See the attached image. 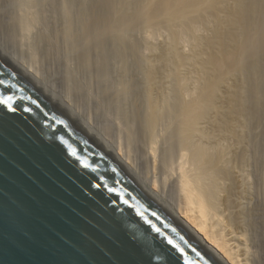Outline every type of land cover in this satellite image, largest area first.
I'll list each match as a JSON object with an SVG mask.
<instances>
[{
	"label": "bare ground",
	"instance_id": "obj_1",
	"mask_svg": "<svg viewBox=\"0 0 264 264\" xmlns=\"http://www.w3.org/2000/svg\"><path fill=\"white\" fill-rule=\"evenodd\" d=\"M1 1L6 7L11 5L6 11L0 6L2 43L7 41L19 49L22 45L23 49L29 43L22 44L21 35L31 33V37L32 30L40 28L42 33L36 34L42 36L35 38L41 39L37 43L27 39V49L32 55L29 58L41 62L38 66L42 64L49 74L56 75V62L64 59L67 63L73 59L69 56H75L79 71L87 75L91 70L87 79L97 72L103 78L111 72V78L105 80L112 84V69L120 64L121 71L116 70L121 79L116 73L119 81L111 85L116 84L111 92L109 88L102 92L100 74V82L93 78L99 89L90 85L91 92L101 89L109 100L100 101L103 94L95 93L101 103L93 113L106 114L113 104L121 121L116 126L117 120L111 116L114 126L103 120L106 126L103 122L100 127L99 112L95 120L100 126L95 114L78 103L89 96L82 92L84 78L78 76L83 87L75 81L73 60L69 62L72 66L67 63L69 67L60 63L65 76L60 72L63 67H57L66 81L60 90L51 83L53 76L48 80L42 75L41 66L36 69L37 64L28 65L26 59V64L21 62L98 126L125 159L228 260L264 264V232L258 241H254L257 235L255 239L250 236L253 228L264 231V0ZM53 1L56 8L49 6ZM48 7L56 9L52 10L56 15L47 13L52 19L46 16ZM56 16L59 23L54 21ZM49 24L53 31L48 30ZM112 63L117 66L113 68ZM70 67V71L66 69ZM105 80L102 84L106 85ZM93 81L87 80L89 84ZM93 93L86 108H92ZM120 109L124 111L123 126ZM254 199L258 202L252 206Z\"/></svg>",
	"mask_w": 264,
	"mask_h": 264
},
{
	"label": "water",
	"instance_id": "obj_2",
	"mask_svg": "<svg viewBox=\"0 0 264 264\" xmlns=\"http://www.w3.org/2000/svg\"><path fill=\"white\" fill-rule=\"evenodd\" d=\"M0 264L233 263L0 43Z\"/></svg>",
	"mask_w": 264,
	"mask_h": 264
},
{
	"label": "rangeland",
	"instance_id": "obj_3",
	"mask_svg": "<svg viewBox=\"0 0 264 264\" xmlns=\"http://www.w3.org/2000/svg\"><path fill=\"white\" fill-rule=\"evenodd\" d=\"M4 3H5V4H4ZM54 3H56V1H55V2L53 1V4L51 3L49 6L56 8V5H54ZM2 4H3V5H2ZM53 5H54V6H53ZM0 6L2 7V9H4V10H2V11H6V8L9 9L11 5L9 6V4H7V7H6V2H3V1L0 0ZM4 7H5V8H4ZM51 7H48L49 9H48V8L46 9V10H47V11H46V16H48L49 14L56 15V14L54 13L56 9L51 8ZM13 8H14V7H13ZM13 8H12V9H13ZM50 8H51V9H50ZM0 9H1V8H0ZM9 10H10V9H9ZM17 10H18V9H15V10L13 9L14 12L17 11ZM48 10H49V11H48ZM52 10H54V12H53ZM0 12H1V11H0ZM48 12H49V14H47ZM56 13H57V12H56ZM49 16H50V15H49ZM52 17H53V16H52ZM56 17H57V18H56L54 21H56V23H59V22H58V21H59V20H58L59 17H58V16H56ZM47 18L52 19L51 16H50V17H47ZM53 18H55V16H54ZM59 19H60V18H59ZM57 20H58V21H57ZM60 20H61V19H60ZM46 21H49V19H47ZM46 21H45V22H46ZM50 21H51V20H50ZM50 21H49V23H52V22L54 23V21H51V22H50ZM60 22H61V21H60ZM37 23H38V22H36L35 24L38 25V26L41 25V26L43 27V24H42L41 22H39V23H41V24H39V23L37 24ZM53 23H52V24H53ZM35 24H34V25H35ZM44 24H46V25L48 26V23H44ZM50 26H51V27H50ZM54 26H56L55 23H54ZM54 26H53V28H52V25L49 24V27H50V28L48 27V28H49L48 30L51 31L52 29H54ZM35 27H36V26H35ZM39 27H40V26H39ZM42 27H41V29H43ZM37 28H38V27H37ZM37 28L34 29L35 31L32 30V35H31V37H30V35H28V34H31V33H28L27 35H25V34H24V35H21V37H23L22 39H24L23 42H22V44L26 41V42L29 43V45H30V42H29V41H30V38L32 39V40H31L32 43H33L34 41H35L34 43H37L36 41H38V40L41 39V37H37V38H39L38 40H37V38H35V36H42V34H40V35L36 34V33L39 32L38 30L40 29V28H39V29H37ZM41 31H43V30H41ZM41 31H40L39 33H42ZM52 31H53V30H52ZM22 33H23V32H22ZM33 33H35L36 35L33 34ZM33 35H34V36H33ZM0 36H1V34H0ZM1 38H3V37H1ZM1 38H0V43H1L3 46H5V47H9L8 50H9L11 53L14 52L13 54H14L15 56H17V55L19 54L18 56H20V57L17 56L16 58H17L20 62L25 63V61L28 60V61H26L27 64L29 63L30 65H33V66L37 64V65H36V69H38L37 67H40V66H41V67L39 68V70L41 71V70L43 69V71H41V72H42V75L45 76L46 79H47V77H48V80H50L49 77H52V76H53V74H49V73H51L50 70L45 69L46 67L42 66V64H41L40 66H38V64L41 63V62H38V63L35 62V61H37V60H36V59H32L33 57H32V58H29V57H31L32 55H30V53H29V51H28L29 49H27V47L30 48V46H29L28 44L24 43V48L26 47L25 50H27V51L25 52L24 48L21 49V48H22V45H21V47H20V45H19V47H20V49H21V50H20L19 48L14 47V45L12 46V44H10V46H9V43H8L7 41L3 44L2 42H3V39H4V38H3V39H1ZM27 39H28L29 41H27ZM4 41H5V40H4ZM6 43H7V44H6ZM10 43H11V42H10ZM25 44H26V45H25ZM16 46H18V45H16ZM13 50H14V51H13ZM23 50H24V51H23ZM22 51H23V52H22ZM16 53H17V54H16ZM21 54H23L24 57H23ZM68 54H72V55H73V53H71V52H69ZM96 54H97V53H96ZM21 56H22V58H21ZM68 56H69V55H68ZM74 57H75V56H74ZM74 57H70V56H69V59H70V58L75 59ZM95 57H96V55H95ZM97 57L99 58V55H98V54H97ZM97 57H96V58H97ZM28 58H29V59H28ZM114 58H115V57H113V61L116 59V58H115V59H114ZM25 59H26V60H25ZM30 59H31V60H30ZM73 59H70L69 62H71V60H73ZM33 60H34V61H33ZM62 61H64V59H63ZM62 61H61L60 63H64V62H66V61H64V62H62ZM73 61H74V63L76 62V60H73ZM116 61H117V63H119L118 59L115 60V63H116ZM30 62H31V63H30ZM33 62H35L36 64H35V63L32 64ZM69 62H67V63L69 64ZM111 62H112V61H111ZM26 63H25V64H26ZM57 63H58V64H57ZM60 63H59V62H56V66H55V65H54L55 67L53 66V67L56 69L57 72L55 71L56 75H54V76L52 77L53 79H54V77H55V79H58L57 81H58L59 83H58L57 81H54L55 79L53 80V79L51 78L53 81L50 80L52 84H53V82L56 83V84H54L53 86H58V87H59V90H60L61 88H63V87H64L63 84L66 83V81H65V79H64V78H65V77H64V76H65L64 74H65V71H66L64 66H67V63H64V64H63L64 66L61 65ZM29 64H28V65H29ZM59 64H60V66H62L64 69L62 68V70H61V67H60L58 70H59V71L61 70V71H60V72H62L61 74H63V72H64V74H63L64 76L61 75L60 72L57 70V67L59 66ZM70 64H71V63H70ZM70 64H69V66H72L73 63H72L71 65H70ZM75 64H77V63H75ZM75 64H74V68L70 67V68H66V69H68V70L70 71L71 68H72L73 71L71 70V72L77 74V77H76V75H75V77L77 78V79L75 78V79H76L75 81H77V80L79 79L78 76H80L81 79L84 78V88H83L84 90H85V87H87L88 85H89V86H90V85L92 86V84H93V86L95 85V88L98 87V89H99L100 84L97 83V85H96V84L94 83V81H97V80L101 79L102 82H103V79L105 80V79H107L108 77H109V79H110L111 77H110L109 75H110V73H111L110 71H112V70H115V71H113V72H115V73L113 74V72H112V74H111L112 79H113V81H112V79L110 80V81H112L111 83L113 84V83H115L116 81L118 82L119 79H121V76H120V75H121V72H119V71H121V69H119V68H121V67H120V64H119L118 66L115 64V65L117 66V68L119 69V71H117V70H116L117 68H116V69L114 68V67H116V66L114 65V63H112V64H113L112 67L114 66V67H113L114 69L111 70V68H110V70H109L110 73L107 72L108 76H107V77H104V78H103V76H104L103 74H102L103 76H101V73H100V72H97V70H94L95 73H96V72L99 73L100 76L102 77V78H99V79L97 78V77H99V74H98V75L95 74L94 71L92 72V73H93L92 75H97V76H94L95 78H94V77H91L90 79H87L88 76H89V77L91 76V74H89V73L91 72V70H90V72H89V71L86 69L87 72H88V73L86 72L87 75L89 74V75L87 76V75L85 74V71L81 68V69L84 71V74H85V75L82 77L81 74H80V72L82 73L83 71H81V70L79 71V68H78L79 65H78V64L75 65ZM69 66H67V67H69ZM77 66H78V67H77ZM42 67H43V68H42ZM110 67H111V63H110ZM55 69H53V71H54ZM91 69H92V68H91ZM63 70H65V71H63ZM51 71H52V70H51ZM78 71H79V72H78ZM116 71H117V72H116ZM58 72H59V73H58ZM43 73H44V74H43ZM45 73H46L48 76H47ZM53 73H54V72H53ZM116 73L118 74V77H120L119 79H117L118 77H116V75H117ZM58 74H59V76L57 77ZM60 75H61V76H60ZM73 75H74V74H73ZM82 75H83V74H82ZM62 76H63L64 78H63ZM85 76H86V79H85ZM89 77H88V78H89ZM113 77H114V78H113ZM134 77H135L136 79L138 78L137 75H134ZM62 78H63V81H62ZM93 78H94L95 80H94ZM96 78H97V79H96ZM81 79L77 81V82L80 81V83H79L80 85L83 83V82L81 81ZM109 79H108V81L105 80L109 85H108V84L105 85V83H103V84H104V85H103L102 82H101V86H100V87H101L102 89H103V88H109V89H110V87H115V86H116V84H114V86H111L112 84L109 83ZM114 79H115V80H114ZM116 79H117V80H116ZM87 80H88V81L90 80V82L93 81V80H94V81H93V83L89 84V82H87ZM64 82H65V83H64ZM97 82H100V80L97 81ZM117 82H116V83H117ZM85 83H87L88 85L86 84L87 86H85ZM52 84H51V85H52ZM98 84H99V85H98ZM107 85H108L109 87H107ZM66 86H67V85H66ZM81 86L83 87V85H81ZM91 86H90V87H91ZM93 86H92V87H93ZM96 86H97V87H96ZM90 87H88V88L86 89L87 91H84V90L82 91V90H81V91L84 92L85 94H88L89 99H90V95H91V93H93V92L95 91V89H94V91L91 92L93 89H92V87H91V88H90ZM63 89H64V88H63ZM89 89H91V90L88 91ZM112 89H114V88H111V89H110V92H111ZM100 90H101V89H100ZM100 90L98 91L99 93H96V92H95V93H96V94H100L99 96H101L102 94H103L102 96H104V93H101ZM78 91L80 92V90H78ZM82 92H81V93H82ZM87 92H91V93H87ZM102 92H104V89L102 90ZM84 93H83V95H84ZM95 93H93V95H94L95 98L92 97V98L94 99V100H93V99H92V100H93V101L97 100V102H96L97 104H96V103L94 104V102L92 101V103H93L92 108L90 107V105L88 106V108L85 107L86 104H87V102H89V101H88V100H89L88 98H87V100L83 99V100H79V102H78V103L82 104V106H84V107H83V110H85L86 112H89V111L91 112V111H92V113H93V112L97 109V108L95 109L96 105H98V103H99L101 100H103V99H104V101L106 100V102L109 101V100L105 99V98H107L106 95H105L104 97H102V99H100V97H97V98L100 99V101H98V99H96V96H97V95H95ZM75 96H76V95H75ZM86 96H87V95H86ZM88 96H87V97H88ZM91 96H92V95H91ZM73 98H74V97H73ZM132 98H135V97H132ZM108 99H109V98H108ZM74 100H75V99H74ZM132 100H133V99H132ZM90 101H91V100H90ZM104 101H103V102H104ZM129 101H130V100H128V102H129ZM82 102H84L85 104L83 105ZM106 102H105V103H106ZM122 102H123V101H122ZM90 103H91V102H90ZM100 103H101V102H100ZM108 103L110 104V102H108ZM102 104H103V103H102ZM109 104H106V106L108 107ZM120 104L123 105L121 102H120ZM87 105H88V104H87ZM82 106H81V107H82ZM109 106H111V108H110V107H109V108H110V109L113 108V110L116 108V107H113V106H114L113 104H112V105L110 104ZM128 106L130 107V108L128 107V110L130 109V111H131V109H132L131 106H130V105H128ZM89 107H90V108H89ZM109 108H106V109L109 110ZM87 109H92V110H87ZM104 109H105V108H104ZM126 109H127V108H126ZM108 110H106V111H107L106 114H105V111H103V112H101V111L99 112V111H98L99 114H100V118H99L100 120L98 119V115H99L98 112H97V113H96V112L93 113V114H95V115H92V116L94 117V120H95L96 117H97V119H98L100 125L106 120L105 122L108 123L107 126L109 125V127H110V124L113 125V123H114V120H113L112 117L115 116L114 119H116L117 122H115L114 125L117 126V123H118V122L121 123L120 119L118 120V118H119V117H118V116H119L118 114H119V113L117 112L118 114H116V111H117V110H116V111L114 110L115 112H114L113 110H109V111H108ZM119 112H122V113L120 114V116H121L122 126H123V125H124V121H125V118L123 117V116H124V115H123V114H124V111H122V109H120ZM107 113L109 114V116H108ZM115 114L118 115V116H116ZM111 116H112V117H111ZM123 118H124V119H123ZM101 119H102V120H101ZM111 119H112V120H111ZM103 120H104V121H103ZM107 120H109V121H107ZM110 120H111V121H110ZM123 120H124V121H123ZM96 122H97V121L95 120V123H96ZM105 122H104V123H105ZM97 123H98V122H97ZM99 123H98V126H100ZM104 123H103L100 127H102V126L104 125ZM120 123H119V124H120ZM114 125H113V126H114ZM98 126H96V127L99 129ZM105 126H106V123H105ZM113 126H112V127H113ZM119 126H121V125H119ZM103 128H105V127H103ZM255 199H256V198H255ZM255 199H254V200H255ZM256 200H257V199H256ZM256 200L252 203V206H254V205L258 202V201H256ZM261 229H262V228H261ZM261 229H260V228H258V229H257V228H253V230L251 229V230H252V232H251V234H250L251 239H253V238L255 239V238H256L255 235H257L258 238L255 239L254 241H258L259 239H261V237H262V236H261V235H262V232H264L263 229H262V231H261ZM251 230H250V231H251ZM254 230H255V231L257 230V231L255 232ZM258 230H259L260 232H259ZM250 231H249V232H250ZM253 232H254V233H253ZM257 233H258V234H257ZM260 236H261V237H260ZM252 237H253V238H252ZM259 237H260V238H259ZM254 241H253V244L256 245V243H255ZM257 246H258V245H257ZM254 248H256V247H254ZM259 248H260V247H259Z\"/></svg>",
	"mask_w": 264,
	"mask_h": 264
},
{
	"label": "snow or ice",
	"instance_id": "obj_4",
	"mask_svg": "<svg viewBox=\"0 0 264 264\" xmlns=\"http://www.w3.org/2000/svg\"><path fill=\"white\" fill-rule=\"evenodd\" d=\"M9 100H11V97H9ZM5 103H7L8 101H4Z\"/></svg>",
	"mask_w": 264,
	"mask_h": 264
}]
</instances>
